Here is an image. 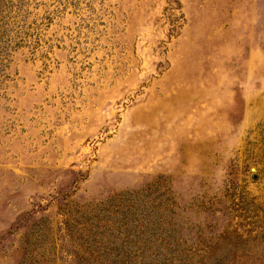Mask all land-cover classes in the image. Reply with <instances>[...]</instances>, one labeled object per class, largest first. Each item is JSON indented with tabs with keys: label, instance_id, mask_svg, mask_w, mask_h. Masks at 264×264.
Here are the masks:
<instances>
[{
	"label": "rangeland",
	"instance_id": "374dc122",
	"mask_svg": "<svg viewBox=\"0 0 264 264\" xmlns=\"http://www.w3.org/2000/svg\"><path fill=\"white\" fill-rule=\"evenodd\" d=\"M0 264H264V0H0Z\"/></svg>",
	"mask_w": 264,
	"mask_h": 264
},
{
	"label": "trees",
	"instance_id": "16d2710c",
	"mask_svg": "<svg viewBox=\"0 0 264 264\" xmlns=\"http://www.w3.org/2000/svg\"><path fill=\"white\" fill-rule=\"evenodd\" d=\"M97 223H102V221L98 219V220H97Z\"/></svg>",
	"mask_w": 264,
	"mask_h": 264
}]
</instances>
